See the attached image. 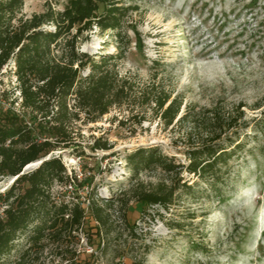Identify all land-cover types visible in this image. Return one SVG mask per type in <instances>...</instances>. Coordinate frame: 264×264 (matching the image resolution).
Listing matches in <instances>:
<instances>
[{"label": "rangeland", "instance_id": "374dc122", "mask_svg": "<svg viewBox=\"0 0 264 264\" xmlns=\"http://www.w3.org/2000/svg\"><path fill=\"white\" fill-rule=\"evenodd\" d=\"M117 1L132 9L120 35L94 27L79 50L96 61L114 58L110 65L126 93L123 104L95 123L78 125L76 143L83 158L72 156L71 149L52 155H61L68 173L76 172L82 180L85 170L89 180L80 191L82 201L93 193L116 200L113 219L122 223L124 213L127 229L137 237L122 226L115 237L131 255L117 258L110 250L105 257L97 254L96 264H132L142 258L145 264H264V0ZM47 2L26 0L19 17L43 13ZM67 2L52 0V5L62 11ZM13 73V63L0 72V96L17 86ZM158 95L181 104L170 126L146 102ZM231 118L238 122L225 130L223 142L239 134L246 146L224 166L230 177L223 188L218 186L221 197L185 171L178 176L147 172L130 184L126 159L138 148L159 149L187 165L189 151L206 143L214 121ZM96 139L107 141L112 150H93ZM13 182L4 178L0 193ZM184 182L196 186L191 193L185 192ZM173 188L175 202L169 210L145 205L138 196ZM87 221L96 226L91 217ZM24 245L19 240L1 264H17ZM77 247L86 255L93 251L83 234ZM20 264L64 263L49 251Z\"/></svg>", "mask_w": 264, "mask_h": 264}, {"label": "trees", "instance_id": "16d2710c", "mask_svg": "<svg viewBox=\"0 0 264 264\" xmlns=\"http://www.w3.org/2000/svg\"><path fill=\"white\" fill-rule=\"evenodd\" d=\"M25 1L0 0V72L13 63L17 81L14 89L4 90L0 96V182L14 179L0 193V264L21 239L25 245L16 258L17 264L49 251L64 264H96L97 254L105 257L110 250H114L115 257L125 258L131 253L121 249L115 234L122 226L125 231L128 224L124 213L122 223L113 219L111 210L116 200L96 198L93 193L85 205L80 195L89 180L85 170L82 180L76 172L68 173L61 155H52L71 149L72 156L83 158L86 154L76 143L81 136L78 125L95 123L114 107L122 106L126 93L119 85L115 65H110L114 58L96 61L80 52L79 44L94 27L120 35L132 9L119 6L117 0H68L63 10L57 11L48 0L43 13L23 19L19 15ZM88 67L91 71L86 74ZM169 101V96L161 95L146 99L156 106L168 126L181 107L177 100ZM236 122L235 118L226 122L216 119L206 143L189 151L187 165L159 149L138 148L126 159L132 174L130 184L147 172L178 176L185 171L214 187L221 197L218 186L223 188L230 177L224 166L246 146L239 134L235 140H222L225 130H232ZM91 148L112 150L101 139H96ZM38 162H42L38 168L24 172ZM57 186L74 191L55 193ZM182 187L191 193L196 186L184 182ZM175 194L173 188L141 192L138 196L145 205L169 210ZM88 217L96 226H90ZM82 234L93 249L90 255L78 250ZM132 264H145L144 258L134 259Z\"/></svg>", "mask_w": 264, "mask_h": 264}, {"label": "bare ground", "instance_id": "6f19581e", "mask_svg": "<svg viewBox=\"0 0 264 264\" xmlns=\"http://www.w3.org/2000/svg\"><path fill=\"white\" fill-rule=\"evenodd\" d=\"M39 163H40V162H38V163H34V164H31V165H29V166L27 167V169H30V168L35 167V166H38ZM12 180H14V179H12Z\"/></svg>", "mask_w": 264, "mask_h": 264}, {"label": "water", "instance_id": "95a60500", "mask_svg": "<svg viewBox=\"0 0 264 264\" xmlns=\"http://www.w3.org/2000/svg\"><path fill=\"white\" fill-rule=\"evenodd\" d=\"M41 163H42V162H40L39 165H41ZM39 165H38V166H39ZM27 170H29V169L26 168V169L24 170V172H27Z\"/></svg>", "mask_w": 264, "mask_h": 264}]
</instances>
